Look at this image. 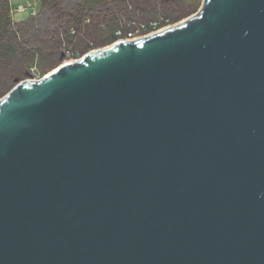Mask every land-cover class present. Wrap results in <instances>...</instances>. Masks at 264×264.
<instances>
[{"label":"water","instance_id":"95a60500","mask_svg":"<svg viewBox=\"0 0 264 264\" xmlns=\"http://www.w3.org/2000/svg\"><path fill=\"white\" fill-rule=\"evenodd\" d=\"M0 264H264V0L17 82Z\"/></svg>","mask_w":264,"mask_h":264},{"label":"trees","instance_id":"16d2710c","mask_svg":"<svg viewBox=\"0 0 264 264\" xmlns=\"http://www.w3.org/2000/svg\"><path fill=\"white\" fill-rule=\"evenodd\" d=\"M193 1L39 0L35 15L16 21L9 0H0V90L32 68L42 73L58 64L64 47L94 49L114 42L116 30L160 16L174 22L192 11Z\"/></svg>","mask_w":264,"mask_h":264},{"label":"rangeland","instance_id":"374dc122","mask_svg":"<svg viewBox=\"0 0 264 264\" xmlns=\"http://www.w3.org/2000/svg\"><path fill=\"white\" fill-rule=\"evenodd\" d=\"M10 2V5L13 9H16L18 8L19 6H24V7H27V4H34L36 6V8H38V4H39V0H9ZM204 3V0H194L193 1V6H192V11L188 14V15H185V16H182L180 17L179 19H177L176 21L174 22H169L168 20V23H166L167 25H165V23L163 25L165 26H173V25H176V24H179L189 18H191L192 16L196 15L202 8V5ZM12 18H14V20L18 21L20 19H24L26 17L29 16V10H27L26 12L24 13H21V14H18V13H15L14 16L11 15ZM161 17V16H160ZM153 21V20H152ZM143 22H140V23H133L131 26L134 27V28H138V25L139 24H142ZM149 23V22H148ZM148 23H145V24H148ZM130 30V29H129ZM128 32V30L126 31ZM118 39H116L114 42H116ZM114 42L112 43H109V44H105L103 46H100V47H96L94 49H90V50H85V51H78V50H72L73 52L75 53H78V58H82L86 53L90 52V51H94V50H97V49H102V48H105L107 46H110L111 44H113ZM64 60V58H63ZM63 60L61 59L58 64H55L54 66H52L51 68L43 71L42 73H39V71L34 68V70L32 72H30L31 74L26 78V79H32L33 77L34 78H42L44 75H46L47 73H49L50 71L54 70L55 68H57L58 66L62 65L63 64ZM25 80V77H22V78H19L20 81L22 80ZM17 83L15 82H8L5 87L3 89L0 90V99H2L5 95H7L11 89L16 85Z\"/></svg>","mask_w":264,"mask_h":264},{"label":"built area","instance_id":"2783aa9c","mask_svg":"<svg viewBox=\"0 0 264 264\" xmlns=\"http://www.w3.org/2000/svg\"><path fill=\"white\" fill-rule=\"evenodd\" d=\"M27 10H29V15H35L37 13V8L34 4H27V7L24 6H19L16 9L11 8V15L14 16L15 13L21 14L26 12ZM165 23V25H167L166 23H168V19L165 18H158L155 19L151 22H149L148 24L142 23L138 25V28H132L130 30H128V32H124L122 29H118L115 32V36L117 37V41H133V40H138L147 36H150L152 34H155L157 32H160L166 28H168V26L163 25ZM170 27V26H169ZM71 33L73 34L74 31H71ZM116 41V42H117ZM78 53L73 52L70 48H66L64 47L63 49V62H74L76 60H78ZM34 70V68H32L30 70V72H32ZM40 78H32L31 80L37 81Z\"/></svg>","mask_w":264,"mask_h":264},{"label":"bare ground","instance_id":"6f19581e","mask_svg":"<svg viewBox=\"0 0 264 264\" xmlns=\"http://www.w3.org/2000/svg\"><path fill=\"white\" fill-rule=\"evenodd\" d=\"M64 63H67V62H63V64H64Z\"/></svg>","mask_w":264,"mask_h":264},{"label":"crops","instance_id":"0c3cea01","mask_svg":"<svg viewBox=\"0 0 264 264\" xmlns=\"http://www.w3.org/2000/svg\"><path fill=\"white\" fill-rule=\"evenodd\" d=\"M12 8V7H11Z\"/></svg>","mask_w":264,"mask_h":264}]
</instances>
